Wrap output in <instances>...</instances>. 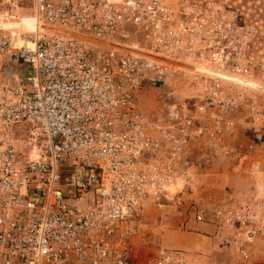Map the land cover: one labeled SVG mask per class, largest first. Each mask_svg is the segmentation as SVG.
Instances as JSON below:
<instances>
[{"label": "built area", "instance_id": "built-area-1", "mask_svg": "<svg viewBox=\"0 0 264 264\" xmlns=\"http://www.w3.org/2000/svg\"><path fill=\"white\" fill-rule=\"evenodd\" d=\"M259 2L247 21L234 0H34L19 32L31 47L0 30V264H190L181 249H139L140 218L168 208L199 141L209 163L252 152L233 141L234 116L247 105L260 120L245 85L264 80ZM181 81L192 111L142 109ZM191 214L255 236L257 216L232 197Z\"/></svg>", "mask_w": 264, "mask_h": 264}, {"label": "rangeland", "instance_id": "rangeland-1", "mask_svg": "<svg viewBox=\"0 0 264 264\" xmlns=\"http://www.w3.org/2000/svg\"><path fill=\"white\" fill-rule=\"evenodd\" d=\"M260 0H234L244 20H259L262 15ZM34 14V0H0V17L21 23ZM16 69V68H15ZM246 86L258 95V122L252 121V112L247 105L238 110L234 119L236 130L233 141L238 146L253 145V150L241 159L221 162L207 161L209 148L199 141L190 157L188 177L172 190L168 208L157 209L146 205L140 218L137 246L155 249L161 245L185 251L190 264H260L264 258V80L247 82ZM187 81L167 84L161 89L147 91L142 102L145 111L168 114L172 107L187 114L197 101ZM200 154V155H199ZM232 197L236 204L250 209L257 220H251L253 239L240 236L243 232L217 228L214 234L200 231L193 221L191 208L195 204L211 208L213 202ZM204 224L210 225L207 222ZM199 228V229H198ZM181 242L180 247L170 245ZM250 256L244 260L240 251ZM141 251V250H140ZM264 261V260H263Z\"/></svg>", "mask_w": 264, "mask_h": 264}, {"label": "bare ground", "instance_id": "bare-ground-1", "mask_svg": "<svg viewBox=\"0 0 264 264\" xmlns=\"http://www.w3.org/2000/svg\"><path fill=\"white\" fill-rule=\"evenodd\" d=\"M22 24L29 23V27L33 26V17H28L26 19H21ZM21 23L11 22L10 19L6 16L0 17V30H6L11 33L13 45L18 48L21 46L31 47V43L22 39L19 32L22 30Z\"/></svg>", "mask_w": 264, "mask_h": 264}, {"label": "crops", "instance_id": "crops-1", "mask_svg": "<svg viewBox=\"0 0 264 264\" xmlns=\"http://www.w3.org/2000/svg\"><path fill=\"white\" fill-rule=\"evenodd\" d=\"M143 100H144V98H142L141 99V105H142V102H143ZM247 145V144H246ZM246 145H245V147H246ZM245 158H246V156H245ZM205 223V222H204ZM204 223H198V224H202L199 228H200V231H205V232H208V233H210V234H214L215 232H216V230H217V226L216 225H214L213 223H210V222H208L210 225H207V224H204ZM198 228V229H199ZM170 245H172V246H174V247H180L182 244H181V242L180 241H177V242H175V241H173V242H171L170 243ZM264 256V255H263ZM261 259H263L264 260V258H261ZM261 261V263L260 264H264V261Z\"/></svg>", "mask_w": 264, "mask_h": 264}, {"label": "water", "instance_id": "water-1", "mask_svg": "<svg viewBox=\"0 0 264 264\" xmlns=\"http://www.w3.org/2000/svg\"><path fill=\"white\" fill-rule=\"evenodd\" d=\"M10 71H11V67H8V68H6V69H5V71H4V72H5L6 74H9V73H10Z\"/></svg>", "mask_w": 264, "mask_h": 264}]
</instances>
